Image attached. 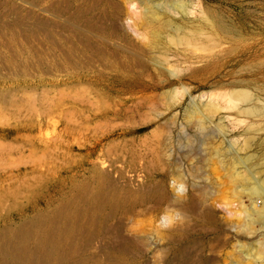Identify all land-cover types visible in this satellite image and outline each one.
<instances>
[{
	"label": "rangeland",
	"instance_id": "obj_1",
	"mask_svg": "<svg viewBox=\"0 0 264 264\" xmlns=\"http://www.w3.org/2000/svg\"><path fill=\"white\" fill-rule=\"evenodd\" d=\"M259 184L264 0H0V263L264 264Z\"/></svg>",
	"mask_w": 264,
	"mask_h": 264
},
{
	"label": "bare ground",
	"instance_id": "obj_2",
	"mask_svg": "<svg viewBox=\"0 0 264 264\" xmlns=\"http://www.w3.org/2000/svg\"><path fill=\"white\" fill-rule=\"evenodd\" d=\"M132 11H136L139 9V5L135 2L132 4ZM244 95H246L244 93ZM253 112L261 111L259 107L253 106L251 108ZM201 124L204 126V121H201ZM192 141L189 142L191 145ZM182 191L185 190L186 186L180 184L178 186ZM139 190H143L144 192L147 191L146 185H141ZM260 198L264 204V184H259L256 188V192L251 199V208L247 209L248 211V218L252 221H259L260 219L264 218V205L263 207L259 208L260 206L257 204V199ZM95 203L96 205L100 203V197L96 193H93L90 196V202ZM243 204V202H242ZM187 207V206H185ZM188 209L185 208L184 210H179L177 213L181 214L183 218H186L189 213L187 212ZM212 211V210H211ZM214 210L212 212H216ZM68 215H71L69 213ZM172 215L166 214L163 217L164 223L167 224L171 222ZM67 232L66 229H61V227L56 226L51 223L48 218H41L32 225H22L16 231V240L21 245L20 247H16L15 244L11 243L10 247L3 248L2 251L7 254H10L13 257V263L19 264L17 260L24 259L28 257V253H30L35 247L37 249L44 250V256L48 261H57L58 255L63 251L62 250V241L64 234ZM168 233L167 230H163L161 233L162 236ZM35 247H34V246ZM259 252H262L259 250ZM264 253V252H262ZM4 264V263H0Z\"/></svg>",
	"mask_w": 264,
	"mask_h": 264
}]
</instances>
